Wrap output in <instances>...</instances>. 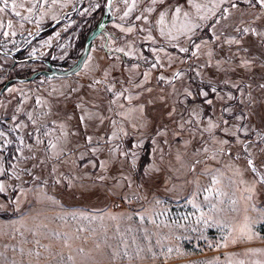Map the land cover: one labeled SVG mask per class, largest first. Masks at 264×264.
<instances>
[{
  "label": "rangeland",
  "instance_id": "1",
  "mask_svg": "<svg viewBox=\"0 0 264 264\" xmlns=\"http://www.w3.org/2000/svg\"><path fill=\"white\" fill-rule=\"evenodd\" d=\"M30 5L0 88L73 65L105 0ZM111 15L74 74L0 94V264H264V0Z\"/></svg>",
  "mask_w": 264,
  "mask_h": 264
},
{
  "label": "water",
  "instance_id": "2",
  "mask_svg": "<svg viewBox=\"0 0 264 264\" xmlns=\"http://www.w3.org/2000/svg\"><path fill=\"white\" fill-rule=\"evenodd\" d=\"M111 18H112L111 0H105L103 14L100 17V19L97 21L95 26L88 33V35L84 41L82 52L73 65H71L69 68L55 69L49 63H47V68L34 71L28 77H25V78L24 77L23 78L14 77V78L7 80L1 86L0 94L6 89V87L8 86L9 83L15 82V81L32 80L35 76H37L39 74L44 75V76L49 77V78L67 77V76H71L72 74H74L76 71H78L80 69L84 60L86 59L92 40L103 30L105 24L108 23ZM46 30H47V28L42 29L38 32L40 33V32L46 31ZM0 54L11 56V57L13 56L12 52H4L1 50H0ZM29 60H39V58L38 57H26V58L22 59V61H29Z\"/></svg>",
  "mask_w": 264,
  "mask_h": 264
},
{
  "label": "crops",
  "instance_id": "3",
  "mask_svg": "<svg viewBox=\"0 0 264 264\" xmlns=\"http://www.w3.org/2000/svg\"><path fill=\"white\" fill-rule=\"evenodd\" d=\"M4 6L0 3V36H10L16 39L30 35L32 28L36 27V24L34 22L32 24L31 20L34 11L30 0H15L8 7ZM54 8L57 6L55 5ZM36 17L38 19L44 17L42 9H38Z\"/></svg>",
  "mask_w": 264,
  "mask_h": 264
},
{
  "label": "trees",
  "instance_id": "4",
  "mask_svg": "<svg viewBox=\"0 0 264 264\" xmlns=\"http://www.w3.org/2000/svg\"><path fill=\"white\" fill-rule=\"evenodd\" d=\"M14 59H15V57H14ZM258 177L261 179L260 175H259ZM261 180H262V179H261Z\"/></svg>",
  "mask_w": 264,
  "mask_h": 264
},
{
  "label": "snow or ice",
  "instance_id": "5",
  "mask_svg": "<svg viewBox=\"0 0 264 264\" xmlns=\"http://www.w3.org/2000/svg\"><path fill=\"white\" fill-rule=\"evenodd\" d=\"M177 11H179V9H177ZM17 15H18V13H17Z\"/></svg>",
  "mask_w": 264,
  "mask_h": 264
}]
</instances>
